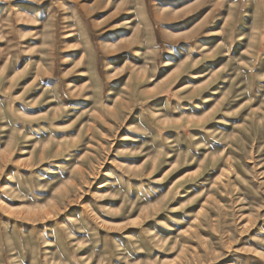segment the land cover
Listing matches in <instances>:
<instances>
[{"label": "rangeland", "instance_id": "rangeland-1", "mask_svg": "<svg viewBox=\"0 0 264 264\" xmlns=\"http://www.w3.org/2000/svg\"><path fill=\"white\" fill-rule=\"evenodd\" d=\"M0 264H264V0H0Z\"/></svg>", "mask_w": 264, "mask_h": 264}]
</instances>
